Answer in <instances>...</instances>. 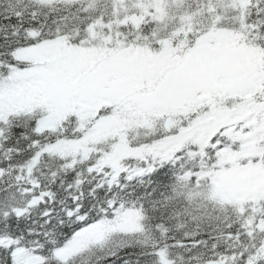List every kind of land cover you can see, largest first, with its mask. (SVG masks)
Segmentation results:
<instances>
[{
  "label": "snow or ice",
  "instance_id": "6c2138e0",
  "mask_svg": "<svg viewBox=\"0 0 264 264\" xmlns=\"http://www.w3.org/2000/svg\"><path fill=\"white\" fill-rule=\"evenodd\" d=\"M0 264H264V0H0Z\"/></svg>",
  "mask_w": 264,
  "mask_h": 264
}]
</instances>
